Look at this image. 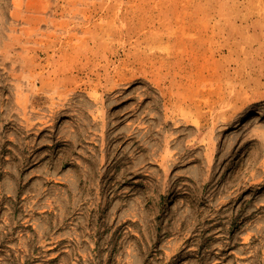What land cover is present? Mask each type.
I'll use <instances>...</instances> for the list:
<instances>
[{
	"label": "rangeland",
	"instance_id": "obj_1",
	"mask_svg": "<svg viewBox=\"0 0 264 264\" xmlns=\"http://www.w3.org/2000/svg\"><path fill=\"white\" fill-rule=\"evenodd\" d=\"M0 264H264V0H0Z\"/></svg>",
	"mask_w": 264,
	"mask_h": 264
}]
</instances>
